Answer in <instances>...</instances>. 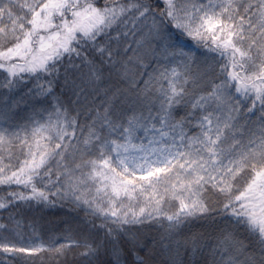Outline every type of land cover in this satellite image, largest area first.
<instances>
[{
	"label": "snow or ice",
	"instance_id": "1",
	"mask_svg": "<svg viewBox=\"0 0 264 264\" xmlns=\"http://www.w3.org/2000/svg\"><path fill=\"white\" fill-rule=\"evenodd\" d=\"M0 264H264V0H0Z\"/></svg>",
	"mask_w": 264,
	"mask_h": 264
},
{
	"label": "trees",
	"instance_id": "2",
	"mask_svg": "<svg viewBox=\"0 0 264 264\" xmlns=\"http://www.w3.org/2000/svg\"><path fill=\"white\" fill-rule=\"evenodd\" d=\"M50 215H55V216H64L67 215V210L66 209H61V210H52Z\"/></svg>",
	"mask_w": 264,
	"mask_h": 264
}]
</instances>
